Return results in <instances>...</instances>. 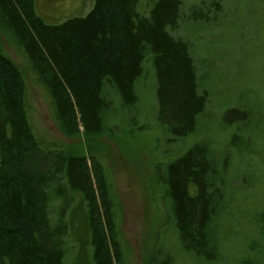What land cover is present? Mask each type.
Segmentation results:
<instances>
[{
    "label": "trees",
    "instance_id": "16d2710c",
    "mask_svg": "<svg viewBox=\"0 0 264 264\" xmlns=\"http://www.w3.org/2000/svg\"><path fill=\"white\" fill-rule=\"evenodd\" d=\"M223 1L193 7L186 18L191 28L216 23ZM139 5L92 0L87 14L51 24L38 15L35 0H0V24L47 89L59 129L69 138L83 135L88 145L68 152L43 146L29 121L23 73L0 53V264H63L66 214L52 222L50 205L58 201L68 209L74 195L81 197L90 263L125 264L114 186L95 140H114L109 114L132 111L139 101L137 82L147 58L155 123L165 143L181 145L173 159L153 165L151 179L179 250L203 264H264L263 240L220 238L224 219H233L230 204L260 198L249 194L264 183V95L258 91L263 108L256 97H246V106L224 107L213 127L189 44L171 34L182 20V1L153 0L146 15ZM238 178L247 185L234 186ZM252 216L258 229L247 225V233H261L264 210ZM236 240L244 250L234 255Z\"/></svg>",
    "mask_w": 264,
    "mask_h": 264
},
{
    "label": "rangeland",
    "instance_id": "374dc122",
    "mask_svg": "<svg viewBox=\"0 0 264 264\" xmlns=\"http://www.w3.org/2000/svg\"><path fill=\"white\" fill-rule=\"evenodd\" d=\"M181 1L182 20L178 29L171 34L189 44L200 89L206 87L207 90L205 115L207 119L211 118L212 126L215 127L216 118L224 107L246 106L247 98L256 97L259 106L263 108L259 92L264 95V0H224L220 19L216 23L192 28L191 22L186 20L189 12L195 6L206 8L209 0L204 4L202 0ZM152 2L139 0V11L146 15ZM91 7L92 0H35L38 15L51 24L83 16ZM22 51L0 24V53L11 58L23 73L27 113L37 138L43 146H53L50 149L52 151L56 149L54 145L65 152L69 151L68 147L76 145H83L86 150L88 145L83 135L69 138L59 129L49 93L38 81ZM246 87L257 91L248 93ZM136 89L139 101L132 111L121 110L109 114V120L114 124V140L106 137L95 140L114 186L124 262L162 264L166 261L165 264H175L176 259V264H203L179 250L173 225L168 222L164 203L158 197L160 194L151 180L153 165L173 159L181 145L165 143L155 123L157 105L153 71L148 58L144 62V71ZM243 92L245 96L241 95ZM114 100L111 104L116 107L117 100ZM255 119L258 122L259 118ZM255 127L259 131L261 123ZM80 130H83L82 127ZM262 137L264 150V131H261L259 139ZM61 148L58 149L62 151ZM260 165L264 167V162ZM262 170L264 172V168ZM242 184L247 185L245 181L241 183L240 178L233 181L237 188ZM250 192L249 197L258 195L260 198L246 199L243 203L239 198L236 203H231L229 216H233L231 228L234 234L231 235L230 231L231 220L228 224L224 219L225 225L221 228L224 234L220 238L227 235L238 240L251 237L264 241V222L259 224L263 229L261 233H247L248 226L253 231L258 229L252 212L256 209L264 210V183H258ZM73 198L68 209L61 202L54 201L50 205V218L55 222L58 215L66 214L64 221L68 235L63 264H91L90 236L84 224L81 197L74 195ZM240 235L241 238L238 237ZM241 250H244V244L236 240L231 253L235 255Z\"/></svg>",
    "mask_w": 264,
    "mask_h": 264
}]
</instances>
